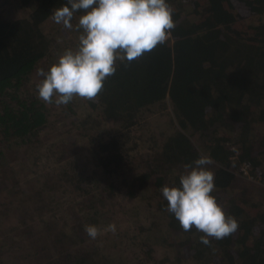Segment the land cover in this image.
I'll return each instance as SVG.
<instances>
[{
    "label": "trees",
    "instance_id": "obj_1",
    "mask_svg": "<svg viewBox=\"0 0 264 264\" xmlns=\"http://www.w3.org/2000/svg\"><path fill=\"white\" fill-rule=\"evenodd\" d=\"M67 2L0 1V161L4 153V163L16 144L33 140L48 124L49 104L38 98L36 86L28 84L37 63L45 59L50 69L66 50L75 52L79 47L83 30L75 28L84 11L74 14L73 30L50 18L54 9ZM166 2L174 9L177 24L167 41L172 45H158L130 65L117 61L116 73L104 82L95 100L76 96L68 105H61V111H72L81 136L88 139L90 156L108 177L127 166V157L116 150V139L98 140L90 133L103 122L122 123L170 98L184 110L192 128L208 134L201 131L205 142L200 146L186 132L168 136L156 156L154 174L150 168L139 177V188L144 189L159 173L154 186L161 189L167 178L184 174V165L192 164L201 154L210 156L214 164H220L214 172L212 195L225 213L238 221L239 228L222 240L209 238L210 244L204 245L200 242L204 234L195 228L185 232L167 211L165 199L160 207L178 245L172 244L173 237L167 244L166 234L157 236L158 243L167 244L178 264L187 258L194 264H264V212H258L247 199L238 207L239 196H234L239 166L250 163L251 174H256L264 153V0ZM242 11L257 16L259 23L243 20ZM228 141L241 152L238 171L232 170L234 152L227 149ZM75 153L77 150L59 152L69 157ZM171 183L180 185L176 178ZM91 257V253H83L73 264H88Z\"/></svg>",
    "mask_w": 264,
    "mask_h": 264
},
{
    "label": "rangeland",
    "instance_id": "obj_2",
    "mask_svg": "<svg viewBox=\"0 0 264 264\" xmlns=\"http://www.w3.org/2000/svg\"><path fill=\"white\" fill-rule=\"evenodd\" d=\"M241 13L246 22L259 23L257 16ZM48 66L45 59L37 63L29 86L37 87L43 79L39 70L48 71ZM60 106L48 105L47 126L37 131L33 140L16 144L5 163L3 153L0 264H73L83 253L92 255L88 264H178L174 253L166 248L169 237L175 238L172 244L176 246L178 237L169 231L160 204L165 200L162 188L173 187L175 178L179 183L181 175L167 178L161 189L154 186L159 173L144 189L136 181L150 168V174H154L156 156L168 136L186 132L200 146L205 142L201 131L204 135L208 132L192 128L183 116L184 110L170 98L122 123L103 122L90 136L116 139V150L127 157V166L107 177L90 156L88 139L81 136L70 115L72 111H61ZM226 147L234 152L230 162L232 170L238 171L241 152L233 141L226 142ZM63 150L77 153L72 157L59 154ZM261 160L262 166L252 175L254 179L237 173L234 196H239L238 207L247 199L258 212H264V153ZM219 166L213 163L208 167L214 173ZM242 168L239 166L240 172ZM112 223L117 228L115 234L104 232L92 240L85 232L87 225L105 229ZM163 234L168 240L165 246L158 243L157 236ZM183 264L194 261L187 258Z\"/></svg>",
    "mask_w": 264,
    "mask_h": 264
},
{
    "label": "clouds",
    "instance_id": "obj_3",
    "mask_svg": "<svg viewBox=\"0 0 264 264\" xmlns=\"http://www.w3.org/2000/svg\"><path fill=\"white\" fill-rule=\"evenodd\" d=\"M83 10L75 30H83L79 47L66 50L48 71L39 70L43 77L37 85L38 98L46 104L68 105L74 97L95 100L104 82L117 71V61L127 62L152 52L169 40L177 26L174 9L166 0H68L53 10L50 18L67 30H73L76 12ZM127 66V65H126ZM214 161L201 154L192 164L184 165L178 187L162 188L167 211L189 232L193 228L203 233L200 242L210 244L209 238L222 240L234 234L238 221L228 216L212 195L214 173L209 165ZM117 231L115 223L100 229L85 226V232L96 240L104 232Z\"/></svg>",
    "mask_w": 264,
    "mask_h": 264
},
{
    "label": "built area",
    "instance_id": "obj_4",
    "mask_svg": "<svg viewBox=\"0 0 264 264\" xmlns=\"http://www.w3.org/2000/svg\"><path fill=\"white\" fill-rule=\"evenodd\" d=\"M244 168V170H243ZM241 173L243 174V177H245L248 180L254 179V177L251 174L252 167L250 163H244Z\"/></svg>",
    "mask_w": 264,
    "mask_h": 264
}]
</instances>
